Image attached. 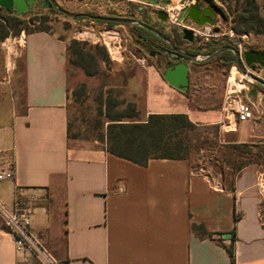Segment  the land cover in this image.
<instances>
[{"label": "crops", "instance_id": "0c3cea01", "mask_svg": "<svg viewBox=\"0 0 264 264\" xmlns=\"http://www.w3.org/2000/svg\"><path fill=\"white\" fill-rule=\"evenodd\" d=\"M157 21L171 39V30L179 31ZM225 44L212 42L202 52L212 54ZM67 53L68 40L45 31L16 36L0 53V167L12 162L14 172L12 180L0 182V199L9 207L17 198L23 203L33 232L63 264H231L226 246L235 227L236 264H264L258 166H244L229 190L194 173L188 160L151 159L142 166L109 153L105 143L71 139ZM206 60L225 68L224 60ZM138 69L146 79L143 119L186 114L200 126L230 125L235 143L264 137L252 121L227 120L223 101L196 103L193 67L184 91L163 78L165 66ZM7 85L10 102H4ZM200 224L212 238L192 231ZM0 264H37L15 249L1 225Z\"/></svg>", "mask_w": 264, "mask_h": 264}, {"label": "rangeland", "instance_id": "374dc122", "mask_svg": "<svg viewBox=\"0 0 264 264\" xmlns=\"http://www.w3.org/2000/svg\"><path fill=\"white\" fill-rule=\"evenodd\" d=\"M164 1L169 4V0H160V5ZM189 1L171 0V4L180 7L184 3L188 4ZM200 1L210 5L216 12V19L236 32L234 29L236 15L242 8L243 0ZM55 2L62 9L75 14L87 13L95 16L135 18L146 21L161 29L162 33L167 35L164 29L159 26V21H157L156 13L161 9L139 0H55ZM256 2L260 6V14L264 17V0H256ZM139 9H142V11ZM4 12L5 10L0 8V14ZM17 15L25 23L10 27L7 30L9 32L8 36L0 38V53H5L8 48H11L16 36H21V34H26L35 29H45L67 39L68 45L72 39L87 42L86 48H91L96 56V63L87 62L88 69L95 71V74L88 75L83 66L74 62L77 58L71 53H67L66 67L71 139H76L80 143L99 141V135L106 133L107 126L110 123L109 116L117 112L129 111L130 105L135 106L134 108L139 113L140 119L145 118L146 79L144 74L138 71V68L143 65L141 60H144V65L153 64L154 60L143 48L138 36L133 34L132 25L105 22L88 17L74 19L48 8L33 9L30 12ZM4 32L6 31L0 29V36ZM108 32L114 36L110 35L111 37H108ZM237 34L247 35L245 37L247 48L264 49L263 34L254 32ZM97 44L98 47H92ZM112 47L115 48L117 53L111 51ZM200 52L202 51L200 50ZM193 70L197 90L200 92L199 94L195 93L196 103L211 107L219 101L222 102L228 87L229 71L217 65L216 61L210 62L207 60L200 61L199 64L193 67ZM197 72L199 73L196 74ZM255 73L264 80V69ZM206 75H210L211 79H205ZM7 79L9 80V77ZM257 86L258 83L252 80L244 98L255 105L254 119L251 120L253 128H257L258 125L259 134H264V122L261 123L262 120L264 121L263 104L260 97L250 95V90ZM9 88L7 85L4 102H10L12 99ZM237 88L241 87L237 86ZM228 129H230V125L223 128L219 125L200 126L199 130L192 136L194 149L190 155L191 170L194 173L207 174L226 187H229L234 179L231 169L232 162L225 161L222 155V151H224L222 146L235 141L234 136L228 133ZM249 143L257 145L248 148L250 152L255 153L258 148L263 151L260 158L244 155L242 160L260 163L256 165L262 173L261 177H263L261 209L264 211V166H261L264 163V137L252 139Z\"/></svg>", "mask_w": 264, "mask_h": 264}, {"label": "trees", "instance_id": "16d2710c", "mask_svg": "<svg viewBox=\"0 0 264 264\" xmlns=\"http://www.w3.org/2000/svg\"><path fill=\"white\" fill-rule=\"evenodd\" d=\"M235 21L234 29L237 33L254 32L264 35V17L260 14V6L256 0H243L242 8L237 13ZM24 23L15 13H9L7 11L1 13L0 29L6 32L0 38L8 36L9 32L7 30L10 27L23 25ZM134 29L132 32L137 35ZM38 31L48 32L45 29H35L27 33ZM17 32L19 33L20 31ZM177 33L181 36L179 31ZM139 42L142 43L140 39ZM87 45V42H79L72 39L68 45V52L77 58L74 62L83 66L88 75H94L95 71L88 69L87 62L91 61L92 63H96L97 60L92 49L86 48ZM225 46H228V43ZM92 47L96 48L98 44ZM215 58L227 62L225 64L227 71H230L235 65L233 55L229 51L223 52L215 56ZM134 107V105H130L129 111L117 112L109 116L110 123L107 126L106 133H102L98 137L101 143L106 144L107 151L115 156L142 166L147 165L151 159L188 160L190 163V155L194 149L192 136L199 130L200 125L193 123L186 114L154 113L148 115L146 119H140V115ZM256 146V144H250L249 142H231L222 146L224 148V151H222L223 159L227 162H232L231 169L234 177L238 175L244 166L260 164L251 160H242L244 155L246 157L253 156L260 158L263 154L261 148H258L255 153L248 150V148ZM261 166H264V163ZM227 188L232 190V184ZM191 229L200 237H213V233L208 232L203 224L192 225ZM229 235H231V244L226 246V249L229 253L231 264H236L234 251L236 227L229 232Z\"/></svg>", "mask_w": 264, "mask_h": 264}, {"label": "built area", "instance_id": "2783aa9c", "mask_svg": "<svg viewBox=\"0 0 264 264\" xmlns=\"http://www.w3.org/2000/svg\"><path fill=\"white\" fill-rule=\"evenodd\" d=\"M190 3L191 1H189L188 4H182L180 7L172 5L171 3L167 5H160L159 3L155 6L167 13V22L175 26L180 33L184 30H191L194 35V42L192 44L199 50L204 51L210 43L215 41H224L237 49L241 56L243 69H240L235 64L229 71L227 80L228 87L225 92L222 111L225 113L227 120H230V117H235L239 122L253 120L255 105H252L244 98L248 86L251 85L253 80L249 74L256 75V71H252L245 64L243 58L244 51L249 50V48H247V42L245 41L247 35L237 34L232 28H227L217 19L214 26L208 24L205 26H198L189 20L184 22L182 11L187 8ZM209 56V54H203V52H201L197 56V60L200 62L206 60ZM141 63L144 65V60H141ZM233 69L237 72V76L234 79L241 85V88H237L236 85L230 82ZM13 178V163L8 161L5 165L0 167V182L12 180ZM0 225L12 238L15 249L21 253H30L36 259L37 264H63L33 232L31 212L23 206V203L18 198L15 200L12 207L7 206L0 199Z\"/></svg>", "mask_w": 264, "mask_h": 264}, {"label": "water", "instance_id": "95a60500", "mask_svg": "<svg viewBox=\"0 0 264 264\" xmlns=\"http://www.w3.org/2000/svg\"><path fill=\"white\" fill-rule=\"evenodd\" d=\"M42 0H0V8L4 9L9 13L15 14H23L30 12L33 10L35 6L41 5ZM143 3L158 5L160 0H139ZM191 3L187 8L182 11L183 21H191L198 26H205V25H212L216 24V12L211 7H201L199 0H190ZM194 1V2H193ZM52 6L57 9L59 12L71 17V18H79V17H88L94 20H101L105 22H113V23H120V24H128V25H138L151 33L155 34L156 36L160 37L164 40L168 45L172 48V51H167L168 58L170 60L177 61L176 64L171 65V61H168V65L166 67L165 72L163 73V78L174 88L184 91L189 86V64L185 62H181V60L185 59L186 57L191 58L192 60H196V55H191L189 53L182 52L179 48L175 46L172 40L167 37L165 34L161 33L156 28L150 26L149 24L140 21L135 18H123V17H113V16H95L90 15L87 13H72L65 9L59 8L55 0H50ZM171 0H169V4ZM163 5H167L168 2H162ZM157 18L162 21L166 22L168 19L167 13L164 10H159L156 13ZM216 31V30H215ZM182 39L184 41H188L190 43L194 42V35L191 30H184L182 32ZM230 51L233 54V59L235 64L240 69H243V64L241 60L240 53L231 45L223 46L222 48L216 50L209 57H215L223 52ZM243 58L245 64L252 70L257 71V67L264 68V52H259L256 50H246L243 53ZM260 69H258L259 72ZM249 76L256 81L257 83L261 84L264 87V80L260 77L249 74ZM252 95L255 97H260L261 103L264 107V91H260L259 93L256 91L252 92Z\"/></svg>", "mask_w": 264, "mask_h": 264}, {"label": "flooded vegetation", "instance_id": "af4514ba", "mask_svg": "<svg viewBox=\"0 0 264 264\" xmlns=\"http://www.w3.org/2000/svg\"><path fill=\"white\" fill-rule=\"evenodd\" d=\"M199 3L201 5V7H211L207 3H202L200 0H199ZM41 4H44L45 9L48 8V9H52V10L59 12L57 9H55L52 6L50 0H42ZM57 6H58V4H57ZM58 7L61 8L60 6H58ZM59 13H61V12H59ZM143 22L149 24L146 21H143ZM149 25L156 28L157 30H159L162 33L161 29H158L157 27H155L151 24H149ZM134 28H135L134 30L136 31L138 38L142 41L143 48L153 58L154 64H156L157 66L167 67L168 61L169 62L171 61L170 58H168L167 51L168 50H169V52L172 51V48L168 45V43H166L160 37L156 36L155 34L151 33L150 31H148V30H146V29H144L138 25H134ZM171 33H172L173 39H171V38L170 39L175 44V46L177 48H179L182 52H185V53L187 52L191 55H196V57L201 53L200 50L198 48H196L192 43H190L188 41H184L182 39V33H181V36H179L177 31L174 28L171 30ZM249 50H256L259 52H264V49H249ZM207 59L212 60V59H214V57H208ZM181 62H185V63L189 64V67H194L195 65L199 64V61L197 60V58H196V60H192L189 57H186L185 59L181 60ZM176 63H177V61H174V60L171 61V65H174ZM226 63L227 62L225 61L224 66ZM258 69L261 70L264 68H261L258 66L257 71H258ZM253 91H256L259 93L260 91H264V87L258 83L257 87L250 90L251 96H253L252 95Z\"/></svg>", "mask_w": 264, "mask_h": 264}, {"label": "bare ground", "instance_id": "6f19581e", "mask_svg": "<svg viewBox=\"0 0 264 264\" xmlns=\"http://www.w3.org/2000/svg\"><path fill=\"white\" fill-rule=\"evenodd\" d=\"M177 1H179V0H177ZM109 36L108 37H111L113 34L111 33H107ZM111 35V36H110ZM114 36V35H113ZM116 38V37H115ZM109 39V38H108ZM113 39V38H112ZM110 41H111V39H110ZM107 45V44H106ZM113 46V45H112ZM111 51H113V52H116V50H115V48L114 47H112L111 48ZM117 53V52H116ZM237 76V72H236V70L235 69H233V71H232V77L230 78V82L232 83V84H234V85H236V86H240L241 87V85L234 79L235 77Z\"/></svg>", "mask_w": 264, "mask_h": 264}]
</instances>
